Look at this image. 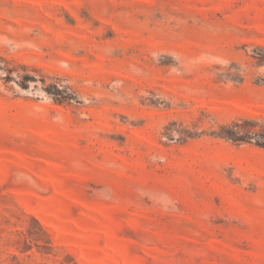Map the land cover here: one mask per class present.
Masks as SVG:
<instances>
[{
	"label": "rangeland",
	"instance_id": "rangeland-1",
	"mask_svg": "<svg viewBox=\"0 0 264 264\" xmlns=\"http://www.w3.org/2000/svg\"><path fill=\"white\" fill-rule=\"evenodd\" d=\"M263 54L264 0H0V264H264Z\"/></svg>",
	"mask_w": 264,
	"mask_h": 264
},
{
	"label": "trees",
	"instance_id": "trees-1",
	"mask_svg": "<svg viewBox=\"0 0 264 264\" xmlns=\"http://www.w3.org/2000/svg\"><path fill=\"white\" fill-rule=\"evenodd\" d=\"M0 58L4 59L3 57ZM258 64L264 66V54L258 57ZM7 78L11 77L8 75ZM31 78L33 77L30 75H24V79L26 81L30 80ZM20 84L23 87L28 86L26 82H21ZM54 87L59 90L56 84H54ZM242 127L243 126L239 124L222 125L220 131L218 132V135L234 143L254 142L256 145L264 147V134L259 135V137H254L252 135V131L242 129Z\"/></svg>",
	"mask_w": 264,
	"mask_h": 264
}]
</instances>
